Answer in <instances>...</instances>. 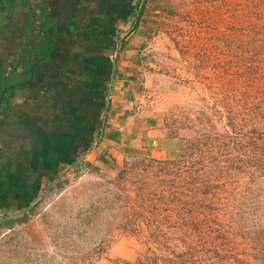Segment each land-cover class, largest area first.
Returning a JSON list of instances; mask_svg holds the SVG:
<instances>
[{
  "label": "rangeland",
  "instance_id": "rangeland-1",
  "mask_svg": "<svg viewBox=\"0 0 264 264\" xmlns=\"http://www.w3.org/2000/svg\"><path fill=\"white\" fill-rule=\"evenodd\" d=\"M134 6L123 23L130 32L120 41H132L136 54L133 109L158 134L180 139L178 155L132 154L109 170L66 166L31 193H17L21 184L3 193L0 184V264L175 259L173 249L181 251L187 236L183 223L174 215L152 232L149 225L164 220L143 219L141 202L183 185L163 175L167 163L203 143L213 160L206 175L215 185L203 188L206 205L188 198L211 239L200 264H264V158L245 145L263 131L249 119L264 113L258 91L261 84L264 90V0H134Z\"/></svg>",
  "mask_w": 264,
  "mask_h": 264
},
{
  "label": "crops",
  "instance_id": "crops-1",
  "mask_svg": "<svg viewBox=\"0 0 264 264\" xmlns=\"http://www.w3.org/2000/svg\"><path fill=\"white\" fill-rule=\"evenodd\" d=\"M134 7L0 0L1 192L29 179L41 187L66 166L109 170L132 154L178 155L180 139L133 109L136 54L120 41Z\"/></svg>",
  "mask_w": 264,
  "mask_h": 264
},
{
  "label": "trees",
  "instance_id": "trees-1",
  "mask_svg": "<svg viewBox=\"0 0 264 264\" xmlns=\"http://www.w3.org/2000/svg\"><path fill=\"white\" fill-rule=\"evenodd\" d=\"M258 88L259 93L264 92L262 84ZM253 117L254 118L249 119V121L250 123L255 124L254 130L260 129L263 131L258 134L260 137H254L256 141L259 140L258 142H245V145L247 146L249 152H254L257 154L256 152L259 150L260 152H258V154L264 158V113L262 112L259 117ZM198 144L200 145L201 143ZM201 145V148H196L195 150L189 149V153L183 154V158L179 161H171L170 164L167 163L169 168L165 170L163 175H171L173 181L177 179L178 181L182 182L183 185H173L171 192L166 190L164 191V194L158 195L156 197H152L157 195L153 194L151 197L144 198V200L141 202L144 211L148 212L146 215H143V219L148 221V219H151L152 214H155L156 216H161V218L164 220L163 223H160V221L156 220V223L149 225V230L154 232L156 229H159L158 231H161L162 226L165 223H169L175 215V218L183 223L181 226V231L187 233V236H182L181 246L183 247L181 251L176 252V249L174 248L173 251L175 252V259L170 260L167 258L164 260L165 264H200L204 262L202 257H206L205 252L208 251L204 249L208 248L206 246L209 245L211 239L205 237V231H203L201 228L202 225L197 223V215H199L200 212L198 211L197 207L192 205H206V202L209 201V198L206 197V195L209 192L203 188L206 187V189H208L214 187L215 185L213 179H208L207 177L209 176L206 175V173L211 175L210 170L212 169L211 167L213 165V160L210 159L209 156V147L206 146L207 143H203ZM196 154L199 157L195 156ZM11 180L12 179L9 181ZM29 180L23 184L22 188L17 193H20L23 189L24 193H26V190L27 192L31 193L39 187L37 185L32 187L30 182L33 180ZM2 181L3 179L0 178V182ZM10 185L11 183L9 186ZM13 190L15 191V189ZM7 193H9V191ZM188 198L192 199V204L190 201H188ZM167 204H173V206L169 207ZM160 210L162 213H164L163 215L158 213ZM195 220L196 222L194 223ZM197 231L200 234L204 233L203 237H195L196 235L193 237L188 236V233H196Z\"/></svg>",
  "mask_w": 264,
  "mask_h": 264
}]
</instances>
